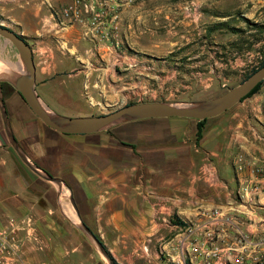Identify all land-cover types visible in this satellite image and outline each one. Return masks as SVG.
Wrapping results in <instances>:
<instances>
[{
    "label": "crops",
    "instance_id": "crops-1",
    "mask_svg": "<svg viewBox=\"0 0 264 264\" xmlns=\"http://www.w3.org/2000/svg\"><path fill=\"white\" fill-rule=\"evenodd\" d=\"M70 1L0 0L3 13L16 24L8 26L32 46L37 91L48 106L45 89L53 79L47 78L57 72L59 51L91 52L79 53L76 60L89 62L105 75L116 66L117 57L136 60L127 54L123 41L138 31L139 25L128 29L133 17L143 20L160 13L169 17L175 6L173 0H138L129 7L120 1L115 47L87 36L83 25L63 26L58 21L54 11ZM112 5L106 0L108 21ZM85 72L79 82L89 85V70ZM1 86L12 129L25 153L39 168L68 184L59 187L19 159L9 145L0 112V226L17 223L23 264H109L81 230V223L101 239L116 264H165L167 255H176L184 227L201 222L203 213L214 208L232 219L217 227V244L232 243L237 231L264 234V85L207 118L198 143L197 119L188 117L145 118L95 133H62L37 117L12 83L2 81ZM206 158L215 163L225 186L208 187L199 180L198 168ZM247 178L257 179L263 187L253 205L230 193ZM202 232L197 231L198 239Z\"/></svg>",
    "mask_w": 264,
    "mask_h": 264
},
{
    "label": "rangeland",
    "instance_id": "rangeland-1",
    "mask_svg": "<svg viewBox=\"0 0 264 264\" xmlns=\"http://www.w3.org/2000/svg\"><path fill=\"white\" fill-rule=\"evenodd\" d=\"M120 1L129 7L138 0H112V22L118 24V38ZM173 3L174 11L169 17L160 13L156 17L143 16V20L132 18L128 29L135 30V25H139L138 31L123 41L127 54H134L136 60L113 66L105 75L89 62L84 65L76 60L79 53L87 56L91 52L59 51L57 72L47 78L53 79V84L45 89L50 106L63 115L83 116L108 113L129 102L210 99L240 83L264 58V33L256 37L231 34L229 29L208 32L206 25L217 19L210 13L204 15L202 7H214V0H173ZM4 11L0 8V12ZM0 23L16 28L5 13L0 16ZM257 38L260 41L256 42ZM148 48L152 51L145 50ZM0 58V70L19 60L16 48L2 36ZM85 70H89V85L79 82L78 77L86 76ZM15 154L18 156L16 151ZM143 249L147 251V245Z\"/></svg>",
    "mask_w": 264,
    "mask_h": 264
},
{
    "label": "water",
    "instance_id": "water-1",
    "mask_svg": "<svg viewBox=\"0 0 264 264\" xmlns=\"http://www.w3.org/2000/svg\"><path fill=\"white\" fill-rule=\"evenodd\" d=\"M0 36L11 43L18 51L19 60L10 62L9 67L0 70V112L9 142L20 158L39 176L55 183L59 187L68 184L47 171L39 168L28 157L11 126L5 103L2 81H9L19 91L34 114L46 125L56 131L69 134H89L106 130L116 124L154 117H188L197 120L217 116L233 107L249 93L256 84L264 79V64L249 74L243 81L222 94L200 101H142L124 104L115 110L97 115L68 116L63 115L48 106L37 91V66L31 44L23 35L0 23ZM1 59V58H0ZM76 209V205L72 199ZM95 247L107 259L109 264H116L106 245L84 223L79 225Z\"/></svg>",
    "mask_w": 264,
    "mask_h": 264
},
{
    "label": "built area",
    "instance_id": "built-area-1",
    "mask_svg": "<svg viewBox=\"0 0 264 264\" xmlns=\"http://www.w3.org/2000/svg\"><path fill=\"white\" fill-rule=\"evenodd\" d=\"M106 0H71L54 11L55 17L63 26L83 25L86 35L98 37L107 45H118V24L106 20L104 11ZM125 62L117 57L115 64ZM242 158L238 157V169L242 168ZM199 180L208 187L225 186L220 178L215 163L206 158L198 168ZM228 189V187H225ZM229 190V189H228ZM263 187L257 179H243L239 185L230 190L231 195L242 202L256 203ZM230 215L221 209L214 208L203 213L199 223L185 226L183 233L177 238L176 255H167V262L174 264H264V234L252 236L237 231L232 243L219 245L220 236L217 227L231 223ZM19 227L12 220L7 226H0V264H23L21 258L22 241L17 235ZM197 231H203L202 239L197 238Z\"/></svg>",
    "mask_w": 264,
    "mask_h": 264
},
{
    "label": "flooded vegetation",
    "instance_id": "flooded-vegetation-1",
    "mask_svg": "<svg viewBox=\"0 0 264 264\" xmlns=\"http://www.w3.org/2000/svg\"><path fill=\"white\" fill-rule=\"evenodd\" d=\"M214 2V7L207 5L202 7L204 15L210 13L217 19L206 25L210 34L224 29H229L231 31L229 33L240 36L258 37L264 33V0H214ZM255 41L260 40L257 38Z\"/></svg>",
    "mask_w": 264,
    "mask_h": 264
},
{
    "label": "trees",
    "instance_id": "trees-1",
    "mask_svg": "<svg viewBox=\"0 0 264 264\" xmlns=\"http://www.w3.org/2000/svg\"><path fill=\"white\" fill-rule=\"evenodd\" d=\"M25 39H26V37H25ZM26 40H27V39H26ZM27 41H28V40H27ZM263 64H264V58H262V59L258 62L257 65H255L254 67H252V68L250 69V71L247 72V73L244 75V77H243L242 80H244L249 74H251L253 71H255L258 67H260V66L263 65ZM242 80H241V81H242ZM263 82H264V79H263L262 81H260L258 84H256V85L254 86V88H253L249 93H247V94L241 99V101H242L244 98L249 97V96H251L252 94L256 93V92L259 90V88L261 87V85L263 84ZM129 103H131V102H129ZM205 121H206V119L197 120V123H196V133H195V139H196V142H197V143L199 142L200 138L202 137V131H203V126H204ZM176 222H177V224L183 225V223L180 222V221H178V220H176ZM165 264H174V263L166 262Z\"/></svg>",
    "mask_w": 264,
    "mask_h": 264
}]
</instances>
